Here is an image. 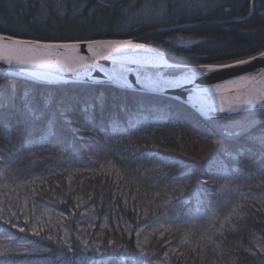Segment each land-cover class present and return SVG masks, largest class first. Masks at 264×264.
Instances as JSON below:
<instances>
[{
    "label": "trees",
    "instance_id": "obj_1",
    "mask_svg": "<svg viewBox=\"0 0 264 264\" xmlns=\"http://www.w3.org/2000/svg\"><path fill=\"white\" fill-rule=\"evenodd\" d=\"M0 33L43 41L134 38L172 62L222 64L264 50V0H0ZM261 135L264 109L209 120L161 94L0 75V172L25 182L54 157L81 164L70 173L53 168L33 188L34 199L59 214L55 229L32 225L17 203L0 208V234L41 249L29 259L130 264L123 257L138 256L136 226L158 213L228 209L223 203L232 190L222 183L248 174L243 191L254 198L241 196L230 219L210 236L206 263L260 264L264 145L254 138ZM103 151L109 162L84 166ZM165 201L170 206L163 209ZM175 240L157 230L139 239L158 260ZM0 257L16 264L26 256ZM169 258L172 264H202L199 248L187 243Z\"/></svg>",
    "mask_w": 264,
    "mask_h": 264
},
{
    "label": "water",
    "instance_id": "obj_2",
    "mask_svg": "<svg viewBox=\"0 0 264 264\" xmlns=\"http://www.w3.org/2000/svg\"><path fill=\"white\" fill-rule=\"evenodd\" d=\"M4 35L27 41H40V46L34 48L28 55L38 61L48 62L18 63L13 60L9 64L7 60L0 59V75L3 76L42 84L57 82L108 84L120 89L161 94L181 101L202 118L209 120L221 119L248 110L264 109V105L259 101L249 105L241 103L249 93L264 91V57L260 56L264 50L253 56L239 59L249 60L247 64L204 71L198 66L220 64L172 62L166 59L163 51L134 38L43 41ZM90 40H131L133 44H139L142 47L101 49L94 57L86 43ZM6 43L9 41L0 40V46ZM62 44L68 47H57ZM44 45H53V47L45 48ZM143 54L160 55L163 62L146 63L120 59V57ZM79 57L85 58L83 62L87 64V67L78 68L74 72L68 71V67L74 66L73 62ZM251 57L255 59H250ZM235 61L222 64H233ZM240 77H249V79L241 80ZM235 80L241 82L230 86L229 84Z\"/></svg>",
    "mask_w": 264,
    "mask_h": 264
},
{
    "label": "rangeland",
    "instance_id": "obj_3",
    "mask_svg": "<svg viewBox=\"0 0 264 264\" xmlns=\"http://www.w3.org/2000/svg\"><path fill=\"white\" fill-rule=\"evenodd\" d=\"M104 154L106 153L103 151V153L99 154L98 157L93 156L91 161L84 162V166L95 167L96 164L100 166L105 162H109L111 158L105 157ZM79 165H81L80 162L73 158L61 159L59 157H54L53 159H50V161L45 162L43 166L31 171L30 175L32 174V172L33 175L28 180L25 179V182L20 181L21 179L12 180V177H10L6 172L1 171L0 208H2L6 204L14 206L19 203L20 209L23 210V215L25 217L29 215L32 225L38 224L42 226L46 224L55 229L54 225H57L60 219L59 214L52 207L36 201L34 199L33 188L37 184V182H39L43 173L51 172L53 168L66 170L67 173H70ZM246 177L244 176L243 179H240L241 182L234 181L232 183H222L221 188H229L232 190V194L223 191L228 195L226 196L225 202L223 203L224 205H226L227 203L229 204L228 209L226 207L223 208L220 206H216V208H214L207 214L195 213L189 216L178 214V212H175L172 215H163V213H158L148 221H146L144 224L136 226L135 229L140 232L139 239L141 240L144 239L145 235H147L149 231L153 230H157L159 234L167 231L173 233V235L176 237V240L171 241V243L167 246V250L165 251L164 256L160 257V260L156 259V255L148 253L152 257V264H156L157 260L159 261V264H172L169 256L173 252V250L182 243H187L191 246L198 247L201 254L202 264H207L206 261H208L210 257L208 249H212V246L214 244L212 242L210 243V236L217 232L216 230L221 228L223 223L227 222L230 219L231 215L237 208L238 203L241 201V196L254 198L253 193L249 194L243 191L246 190L243 186L248 185V174H246ZM261 197L264 198V192L261 194ZM168 206H170L169 202L165 201L163 209L167 208ZM86 219V224H92L91 220H89L88 218ZM193 229L197 233L193 234ZM208 232L210 233L208 234ZM62 233H66L65 228H62ZM0 242V250L7 248L10 249V251H8L7 253L15 252L26 256L25 258L19 259L20 262L16 264H53L47 257H37L29 259V256H31L30 254L35 252L31 241H27L25 239L13 241L0 234ZM102 249L108 250V248L106 247H103ZM123 259H128L127 262L130 264H137V261L143 260L144 258L140 255L139 251L137 257L134 254L130 257L124 256ZM0 261H4V264H13L1 257ZM59 262V264H72L71 262L68 263L62 260H60ZM259 263L264 264V259H261ZM74 264H80V262ZM208 264H212V262H208Z\"/></svg>",
    "mask_w": 264,
    "mask_h": 264
},
{
    "label": "snow or ice",
    "instance_id": "obj_4",
    "mask_svg": "<svg viewBox=\"0 0 264 264\" xmlns=\"http://www.w3.org/2000/svg\"><path fill=\"white\" fill-rule=\"evenodd\" d=\"M0 40H7L9 43L4 44L3 46H0V59L7 60L9 64L12 63L13 60L17 61L18 63H47L48 61H38L33 57H30L28 54L36 47L40 46V41H27V40H21V39H15L13 37L5 36L4 34H0ZM87 46L90 50L93 52V56L95 57L98 55V50L101 49H109V50H118L127 46H132L135 48L142 47L139 44H133V41L131 40H90L87 41ZM45 48H51L53 45H44ZM57 47L65 48L68 47V45H57ZM72 47H75V45H72ZM261 57H264V52L260 53ZM84 57H79L77 60H75L74 66H69L68 71L74 72L78 68H85L87 67V64L84 63ZM250 59H255V57H251ZM249 63V60H239L235 61L233 64H220V65H200L198 66L200 69H203L204 71H214L219 68H230L235 67L236 65H243ZM241 80L249 79V77H240ZM254 79V77H252ZM219 87V86H217ZM259 101L262 105H264V91H260L258 93L252 94L249 93L245 99L241 101L243 105H249L253 104L254 102ZM26 108H28L29 111L32 110L31 108V102H27L25 105ZM237 127L240 128V130L243 132L245 131V126L238 125ZM230 135H238L236 132L229 133ZM254 139H258L261 145H264V135H261L260 137H256ZM215 142V141H213ZM179 203H183L182 201ZM5 223H9V221H5ZM12 227H16L15 224H12ZM90 227H94V225H90ZM163 227V226H161ZM21 232L24 231L23 228L20 229ZM36 235H39V231H36ZM137 248L140 249V255L144 258L143 260L137 261V264H152V257L144 251L143 245H141L139 241L140 232L137 231ZM163 235V233H161ZM51 238V237H50ZM11 239V237H9ZM147 239V238H146ZM65 244H68L69 248H71V245L69 244L68 240H64ZM85 245H87V241H83ZM108 244H113V241H108ZM98 250V249H97ZM10 249H3L0 250V256L5 255ZM34 251H41V249L36 248ZM260 251L264 253V246L260 247ZM167 255V254H166ZM0 264H4V261H0ZM156 264H159V261H156Z\"/></svg>",
    "mask_w": 264,
    "mask_h": 264
},
{
    "label": "bare ground",
    "instance_id": "obj_5",
    "mask_svg": "<svg viewBox=\"0 0 264 264\" xmlns=\"http://www.w3.org/2000/svg\"><path fill=\"white\" fill-rule=\"evenodd\" d=\"M122 60L126 61H136V62H146V63H161L163 62V58L160 55L156 54H143V55H131V56H125V57H120ZM241 81L235 80L230 86L237 85Z\"/></svg>",
    "mask_w": 264,
    "mask_h": 264
}]
</instances>
